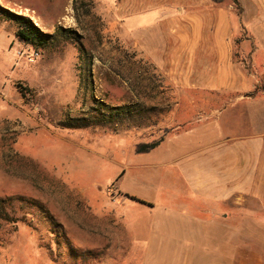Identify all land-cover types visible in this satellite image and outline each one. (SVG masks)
Segmentation results:
<instances>
[{
  "label": "rangeland",
  "instance_id": "374dc122",
  "mask_svg": "<svg viewBox=\"0 0 264 264\" xmlns=\"http://www.w3.org/2000/svg\"><path fill=\"white\" fill-rule=\"evenodd\" d=\"M48 2L0 0V8L30 18L44 34L56 35L45 47H27L15 37V27L0 11V198L23 196L36 202L62 227L67 241L50 232L52 225L36 207L20 211L7 207L12 218L27 215L16 224L0 220V264H128L124 253L132 248L140 252L146 248L148 255L140 260L145 259V264H181L184 259L190 264L187 219L176 218L180 224H174L169 236L174 241L153 238L142 245L145 207L127 197V203L142 213L134 236L138 249L131 241L118 240L121 235L112 205L123 199L118 184L137 195L149 186L154 199L166 180L156 169L141 176L140 171H131L123 177L121 165L128 162V154L133 166L153 164L134 154L135 145L189 128L200 135L203 130L215 129L212 139L251 132L247 123L250 113L243 109L247 103L235 102L236 97L230 95L220 97L219 92L208 91L203 81L202 87H190V66L170 64L172 58L162 50L151 57L155 49H146L150 43L145 34L152 43L159 38L167 42L168 38L156 31L159 19L142 13L152 7L167 9L176 19L178 4L183 2L59 0L53 9L47 8ZM223 3L231 4L238 14L231 1ZM26 5L36 6L48 16L38 21L33 12L21 8ZM65 5L70 7L68 11ZM231 19L233 24V15ZM59 28L67 32L60 33ZM240 34L235 42L245 38ZM169 38L165 54L169 46L177 44ZM24 50H34L39 57L30 62L19 53ZM234 56L237 62L241 60L239 50ZM258 61L264 63L262 54L253 60L259 68ZM244 65L246 72L253 73L250 65ZM203 67L208 68L202 66L201 70ZM210 68L217 75L228 73L230 80L229 72L240 73L231 64ZM258 90L264 91V79ZM100 104L140 105L152 113L147 121L121 127H62L64 121L83 116ZM212 109L217 112L209 116ZM203 118L207 122L201 123ZM207 137L198 141L204 143ZM172 186L180 190L182 183L173 178ZM226 211L230 217L227 230L221 228L211 240V264H264V193L244 197L240 205ZM174 249L185 255H172ZM130 264H139V260L132 259Z\"/></svg>",
  "mask_w": 264,
  "mask_h": 264
},
{
  "label": "crops",
  "instance_id": "0c3cea01",
  "mask_svg": "<svg viewBox=\"0 0 264 264\" xmlns=\"http://www.w3.org/2000/svg\"><path fill=\"white\" fill-rule=\"evenodd\" d=\"M46 1H49L47 8L53 9L59 0ZM169 1L184 3L182 6L178 4L179 15L176 19L167 9L152 7L142 13L159 19L160 28L155 27L156 31L159 30L161 35L168 38L167 42H161L159 38L152 43L151 37L145 34L146 41L151 46L149 48L146 44V49H155L151 57L159 56L157 50H162L164 56L170 55L172 58L170 64L190 66V87H202L204 83L205 87L208 86V91L219 92L220 97L230 95L236 97L235 102L247 103L243 109L244 112L250 113L247 123L251 125L252 131L212 139L211 135L215 134V129L203 130L199 132L200 135L189 128L185 132H176L164 137L161 143L148 153L134 152L153 164L133 166L128 154L125 157L128 162L121 165L123 177L131 171H140L141 176L151 169H156L166 180L154 199L150 197L149 186L141 195H137L121 189L118 184L117 192L123 199L112 202L116 212L115 225L120 230L118 234L121 236L118 240L131 241L133 247L138 249L137 238L134 236L136 229L141 226L138 218L142 213L140 209L131 207L124 195L142 200L151 205L146 207L140 204L145 207L146 216L142 229L146 236L140 239L144 241L142 245H148L146 241L153 238L163 242L168 239L174 241L172 235L169 237L174 232V224H180L177 219L185 218L189 222L190 230V264H211V240L217 238L221 228L227 230L226 225L230 220L226 208H236L244 197H258L264 193V91L258 90L259 82L264 79V63L258 61L259 68L253 63L257 55L262 54L264 57V0H245V5L239 0L241 14H236L231 4L215 5L211 0ZM21 8L33 12L32 16L38 21L48 16L44 12L40 13L36 6L26 5ZM69 8L65 5L67 11ZM216 8L218 10L213 12ZM232 15L235 19L233 24ZM35 23L37 24V21ZM151 30L155 29L148 28V31ZM240 33H244L245 38L235 42L238 35L241 37ZM169 37L177 44L169 46L170 51L165 54L164 45L170 42ZM238 50L241 54L239 62L234 56ZM214 64H231L240 73L234 72V75L229 72L233 79H227L228 73L222 71L217 75L210 68ZM244 64L250 65L253 73L246 72ZM202 66L208 68L203 67L201 70ZM208 73L209 76L205 75ZM216 112V109H212L209 116ZM205 122L207 121L203 118L201 123ZM206 136L209 137L208 141H198L199 137ZM173 178L182 183L180 190L173 188ZM230 231L236 234V230ZM155 234L160 236H154ZM145 249L140 252L132 248L124 253L126 259H129L128 264L132 259L139 260V264H145V259L140 262L148 255ZM174 250L172 255H185L183 250ZM160 254L164 256L162 252ZM122 264H127V261ZM181 264H187V259Z\"/></svg>",
  "mask_w": 264,
  "mask_h": 264
},
{
  "label": "trees",
  "instance_id": "16d2710c",
  "mask_svg": "<svg viewBox=\"0 0 264 264\" xmlns=\"http://www.w3.org/2000/svg\"><path fill=\"white\" fill-rule=\"evenodd\" d=\"M214 4H221L224 1H231L237 8L238 14H241V8L239 0H211ZM0 11L5 15L8 21H11L15 27L14 35L15 37L27 47L41 48L45 47L47 44L51 43L56 35L55 34H44L41 30L35 26V24L26 16L13 14L5 9L0 8ZM58 32H67L59 28ZM257 88V87H256ZM152 110L146 107L138 105H123V106H108L105 104H100L96 108H92L89 112L80 117L69 118L64 121L61 125L65 129H84L88 127H99V126H114L121 127L124 123L140 124L149 119ZM162 139L155 140L153 142L137 143L134 147V152L137 154L148 153L154 148H156ZM128 199L135 201L137 203L151 206L150 204L136 199L134 197L124 195ZM17 205V206H16ZM36 207L39 212L42 213L43 218L48 220L52 225L50 232L55 235L56 238H62L66 240L65 233L62 227L54 221V218L44 210V208L35 204L32 200H28L23 196H9L0 198V220H4L8 223L16 224L25 220V215L23 214L21 218H12L9 216L7 207L12 210H22L24 208ZM67 241V240H66Z\"/></svg>",
  "mask_w": 264,
  "mask_h": 264
},
{
  "label": "built area",
  "instance_id": "2783aa9c",
  "mask_svg": "<svg viewBox=\"0 0 264 264\" xmlns=\"http://www.w3.org/2000/svg\"><path fill=\"white\" fill-rule=\"evenodd\" d=\"M21 55H26V58L30 61L33 62L35 59L39 57L38 52L34 50H24L19 52Z\"/></svg>",
  "mask_w": 264,
  "mask_h": 264
}]
</instances>
